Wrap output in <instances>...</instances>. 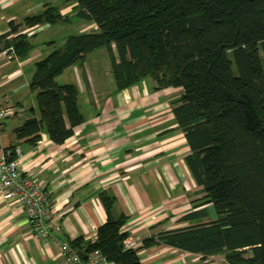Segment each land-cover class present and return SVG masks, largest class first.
<instances>
[{"label":"trees","instance_id":"obj_1","mask_svg":"<svg viewBox=\"0 0 264 264\" xmlns=\"http://www.w3.org/2000/svg\"><path fill=\"white\" fill-rule=\"evenodd\" d=\"M80 19L97 28L71 35L36 62L30 89L38 116L14 129L16 139L45 131L62 144L84 116L74 83L57 77L88 54L107 48L117 89L150 76L156 88H181L171 101L178 128L191 149L186 161L217 219L147 239L199 253L203 264L220 254L227 264H264V0H66ZM57 5L47 4L11 32L0 36L4 49L26 58L34 47L20 27L68 23ZM11 34H17L11 39ZM34 111L33 109L31 110ZM16 145L10 146L14 148ZM108 218L93 239L69 245L87 255L100 250L116 264H142L141 247H129L125 214L115 217L114 196L100 193ZM200 215V216H199ZM190 217V216H187ZM196 218V220H193Z\"/></svg>","mask_w":264,"mask_h":264},{"label":"crops","instance_id":"obj_2","mask_svg":"<svg viewBox=\"0 0 264 264\" xmlns=\"http://www.w3.org/2000/svg\"><path fill=\"white\" fill-rule=\"evenodd\" d=\"M56 3L62 14L73 13V4L59 0H0V36L11 32V23H22ZM66 24L20 27L34 45L26 58L0 42V98L13 110L3 124L0 144L20 147V168L50 192L54 225L48 235L37 234L26 209L0 192V264H67L58 242L96 236L108 218L102 191L115 198L112 214L128 217L123 230L141 247L142 264H203L201 254L163 242L142 248L147 239L190 227L191 212L204 213L199 223L217 219L187 164L191 149L172 111L171 101L181 88L158 89L148 76L118 90L109 51L103 47L57 77L60 84L78 88L85 120L73 135L62 144L45 131L36 142L33 137L16 139L14 129L38 116L36 92L30 89L36 62L65 44ZM88 26L97 28L95 23ZM206 261L227 264L220 254Z\"/></svg>","mask_w":264,"mask_h":264},{"label":"built area","instance_id":"obj_3","mask_svg":"<svg viewBox=\"0 0 264 264\" xmlns=\"http://www.w3.org/2000/svg\"><path fill=\"white\" fill-rule=\"evenodd\" d=\"M13 110L5 107L0 98V133L3 124ZM23 153L18 145L14 148L0 144V192L7 201L22 205L29 217L34 232L48 235L53 204L50 192L37 180L26 175L20 168ZM58 242V241H57ZM60 255L67 264H116L109 260L100 250H93L83 259L81 254L67 243H60ZM126 245L136 247V243L126 239Z\"/></svg>","mask_w":264,"mask_h":264},{"label":"rangeland","instance_id":"obj_4","mask_svg":"<svg viewBox=\"0 0 264 264\" xmlns=\"http://www.w3.org/2000/svg\"><path fill=\"white\" fill-rule=\"evenodd\" d=\"M59 1L62 2V3H65L66 2V0H59ZM57 4L58 3H56V5ZM69 15H70L71 21L68 22L66 24L67 26H64V28H63L66 32H68L69 36H71V35H79V34H83V33L90 32L91 31V29H89L90 27L88 25H91L92 23H94L93 21H88V20L80 19L77 16H75L74 13L69 14ZM79 20L84 21L85 24L83 25L82 23H79L78 22ZM65 31H61V34H60L61 37L64 36ZM58 44H59V42H58Z\"/></svg>","mask_w":264,"mask_h":264},{"label":"water","instance_id":"obj_5","mask_svg":"<svg viewBox=\"0 0 264 264\" xmlns=\"http://www.w3.org/2000/svg\"><path fill=\"white\" fill-rule=\"evenodd\" d=\"M80 254H81V257H82L83 259L86 258V255H85V254H83V253H80Z\"/></svg>","mask_w":264,"mask_h":264}]
</instances>
